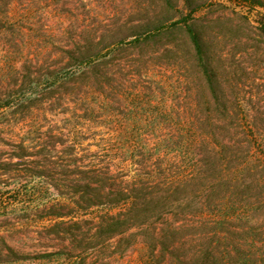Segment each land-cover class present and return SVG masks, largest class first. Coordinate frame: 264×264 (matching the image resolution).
<instances>
[{
    "label": "trees",
    "instance_id": "obj_1",
    "mask_svg": "<svg viewBox=\"0 0 264 264\" xmlns=\"http://www.w3.org/2000/svg\"><path fill=\"white\" fill-rule=\"evenodd\" d=\"M231 1L264 9V0ZM4 6L0 32L8 37L11 4ZM259 28L264 34V21ZM163 29L155 26L143 42L135 38L130 44L155 41L159 30L169 36L184 31L186 40L165 50L186 51L176 64L183 66L185 81L191 83L197 69L208 87H178V113L166 121L174 134L156 145L110 142V150L85 158L73 128L67 134L60 128L43 131L36 120L69 105V98L88 120L92 109L78 104L75 95L83 88L110 87L109 53H103L109 45L103 40L77 44L45 71L39 66L12 82L4 76L0 127L22 124L30 138L15 147L14 164L25 166L30 159L34 174L47 179L25 196L48 222L49 234L75 249L94 250L118 237L129 247L132 238L154 233L160 223V242L152 249L160 245L165 264H254L251 249L264 250V125L240 118L236 87L231 98L223 87L212 86L206 44L193 25ZM193 235L201 236L198 255L191 253ZM257 258L264 260V253Z\"/></svg>",
    "mask_w": 264,
    "mask_h": 264
},
{
    "label": "rangeland",
    "instance_id": "obj_2",
    "mask_svg": "<svg viewBox=\"0 0 264 264\" xmlns=\"http://www.w3.org/2000/svg\"><path fill=\"white\" fill-rule=\"evenodd\" d=\"M7 3L10 32L8 37L0 32V81L7 75L12 82L39 66L45 71L92 38L109 45L103 53H109L110 87L76 91L78 104L92 109L88 120L75 98L36 118L43 131L60 128L67 134L73 128L85 158L110 150V142L156 145L172 137L166 121L178 113V87H208L197 69L191 83L185 81L183 66L176 64L186 59V51L165 50L169 43L184 42V31L169 36L159 30L155 41L130 44L135 38L143 42L155 26L166 31L174 23L193 25L206 44L212 86L223 87L231 98V87H236L240 118L264 125V34L259 28L264 9L231 0H0V11ZM23 126L0 127V264H165L160 245L152 249L160 242V223L154 233L132 238L129 247L118 237L85 251L50 235L48 222L25 196L47 179L34 174L30 159L25 166L14 164L15 147L30 141ZM63 139L69 144L73 138ZM189 239L191 253L198 255L201 236ZM249 239L258 241L254 235ZM251 252L254 264H264L257 258L264 250L253 247Z\"/></svg>",
    "mask_w": 264,
    "mask_h": 264
}]
</instances>
